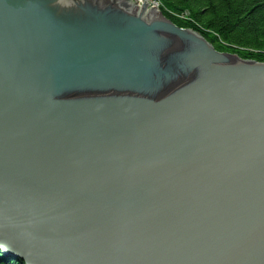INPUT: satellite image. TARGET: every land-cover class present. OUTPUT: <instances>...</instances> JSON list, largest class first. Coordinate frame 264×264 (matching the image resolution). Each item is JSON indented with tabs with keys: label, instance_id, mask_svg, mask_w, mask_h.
Masks as SVG:
<instances>
[{
	"label": "water",
	"instance_id": "1",
	"mask_svg": "<svg viewBox=\"0 0 264 264\" xmlns=\"http://www.w3.org/2000/svg\"><path fill=\"white\" fill-rule=\"evenodd\" d=\"M0 250L264 264V61L146 0H0Z\"/></svg>",
	"mask_w": 264,
	"mask_h": 264
},
{
	"label": "trees",
	"instance_id": "2",
	"mask_svg": "<svg viewBox=\"0 0 264 264\" xmlns=\"http://www.w3.org/2000/svg\"><path fill=\"white\" fill-rule=\"evenodd\" d=\"M181 27L201 33L220 51L264 61V0H159ZM188 11V19L177 14ZM0 264H25L0 250Z\"/></svg>",
	"mask_w": 264,
	"mask_h": 264
},
{
	"label": "rangeland",
	"instance_id": "3",
	"mask_svg": "<svg viewBox=\"0 0 264 264\" xmlns=\"http://www.w3.org/2000/svg\"><path fill=\"white\" fill-rule=\"evenodd\" d=\"M159 1V0H158ZM151 6H155V5H151ZM150 6V7H151ZM161 2L159 1V8L158 7H156L155 6V8H158V9H161ZM179 17H186L187 19H188V16H189V14H188V12H186L185 10L184 11H182V12H179L178 14H177ZM193 29V28H192Z\"/></svg>",
	"mask_w": 264,
	"mask_h": 264
},
{
	"label": "built area",
	"instance_id": "4",
	"mask_svg": "<svg viewBox=\"0 0 264 264\" xmlns=\"http://www.w3.org/2000/svg\"><path fill=\"white\" fill-rule=\"evenodd\" d=\"M138 4H141V2L143 1V0H135ZM147 2H148V4H149V6H151V5H154V3H152V0H146Z\"/></svg>",
	"mask_w": 264,
	"mask_h": 264
},
{
	"label": "bare ground",
	"instance_id": "5",
	"mask_svg": "<svg viewBox=\"0 0 264 264\" xmlns=\"http://www.w3.org/2000/svg\"><path fill=\"white\" fill-rule=\"evenodd\" d=\"M143 2V1H142ZM142 2H141V4H142ZM148 3V2H147ZM152 3H154V5L156 6V7H158L159 8V1L158 0H152ZM149 5V4H148ZM186 12H188V11H186ZM189 14V13H188Z\"/></svg>",
	"mask_w": 264,
	"mask_h": 264
}]
</instances>
